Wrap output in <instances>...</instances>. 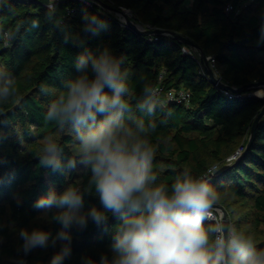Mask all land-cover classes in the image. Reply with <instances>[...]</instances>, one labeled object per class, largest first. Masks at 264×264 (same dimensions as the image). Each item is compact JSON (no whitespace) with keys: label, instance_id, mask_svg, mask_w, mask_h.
<instances>
[{"label":"trees","instance_id":"16d2710c","mask_svg":"<svg viewBox=\"0 0 264 264\" xmlns=\"http://www.w3.org/2000/svg\"><path fill=\"white\" fill-rule=\"evenodd\" d=\"M99 1L101 5L93 8L75 1L57 2L56 18L49 21L41 0H0V32H18L10 43L0 36V67L12 73L19 89L17 97L0 104V264H49L60 250L61 242L27 255L20 250L21 229L39 228L53 236L60 230L51 220L57 210L45 216V210L33 207L37 199L50 189L59 193L69 185L83 188L90 176V170L79 163L64 172L40 164L36 154L45 136L56 139L65 164L76 157L78 147L73 134L45 124L44 116L63 82L77 75V57L85 51L99 54L105 47L122 59V68L129 73L133 96L128 100L134 109L143 97L144 83L162 89L158 96L162 106L151 117L156 131L149 136L156 149L153 170L158 182L170 184L185 168L202 175L217 166L211 183L221 194L219 206L238 230L253 235L257 247L264 248V117L247 149L264 99L255 96L254 89L229 98L202 73L204 55L205 60L215 59L222 82L235 89L264 82V0H194L191 9L185 6L187 0ZM104 4L130 11L144 30L174 32L201 50L171 35H138ZM85 12L95 14L106 27L96 35L84 31ZM34 21L38 28L31 26ZM41 84L49 87V95L41 93ZM172 90L190 94L189 101H168L166 93ZM132 115L144 114L134 110ZM92 206L101 209L94 191L84 194L81 211L86 213ZM107 215L103 226L89 219L86 229H70L71 256L64 264H82V257L98 262L101 254L112 258L110 245L119 220Z\"/></svg>","mask_w":264,"mask_h":264},{"label":"clouds","instance_id":"9594fccd","mask_svg":"<svg viewBox=\"0 0 264 264\" xmlns=\"http://www.w3.org/2000/svg\"><path fill=\"white\" fill-rule=\"evenodd\" d=\"M47 8V19L54 21L55 0H49ZM82 19L84 31L93 35L106 27L95 14L85 12ZM31 26L38 28L39 22ZM17 35L11 30L0 32L9 43ZM122 63L107 47L99 54L82 52L75 63L77 75L66 79L49 103L45 124L73 134L79 159L70 157L65 164L63 149L49 135L36 154L40 164L64 172L79 163L90 170V176L83 188L69 185L59 193L50 189L37 199L33 207L45 210V216L49 210H57L51 220L60 230L53 236L39 228L21 229L20 250L27 255L35 248L55 247L61 242L49 264H64L71 256L70 229H86L89 219L103 226L111 213L119 220L110 245L112 258L101 254L97 262L82 257V264H264V248L257 247L253 235L225 222L219 207L221 194L211 183V171L194 175L185 168L170 184L158 182L153 170L156 149L149 136L156 131L151 117L162 102L154 86L144 83L143 97L134 109L128 100L133 96L129 73ZM40 91L50 94L45 84L40 85ZM18 93L16 78L0 67V104ZM134 110L144 115L136 118ZM93 191L101 209L92 206L84 213V194Z\"/></svg>","mask_w":264,"mask_h":264},{"label":"water","instance_id":"95a60500","mask_svg":"<svg viewBox=\"0 0 264 264\" xmlns=\"http://www.w3.org/2000/svg\"><path fill=\"white\" fill-rule=\"evenodd\" d=\"M24 1H31V0H24ZM103 6H105L107 9H109L113 13L123 16L125 18L127 27L130 28L134 33H136L138 35H142V36L171 35V36H174V38L176 40L181 41L182 43H184V44H186V45H188L190 47L197 48V49L201 50L191 40H189L187 38H184L183 36H181L179 34H176L174 32L165 31V30H160V29H156V30H144V29L141 28L140 25L134 23V21H132L126 15V13L123 10H119V9H116V8H112V7H110L109 5H106V4H104ZM202 59H203L202 60V63H205V66H206L205 71H206V73H207V75L209 77V81L213 85L218 86L220 89H222L224 91H232L234 93H242V92H246V91L251 90V89H254L256 91L259 90V89H264V82L252 83V84H249V85L245 86L244 88L235 89V88H233V87H231V86L223 83L221 79L216 78L215 75H214V73H213V71H212V69L210 68V66L206 62L204 55H202ZM263 117H264V108H263L262 112L258 115V117L254 121V124H253V127H252V134H251V138H250L249 144L247 146V149L252 144V142L254 140L256 128L259 125V122L261 121V119ZM212 174H213V177L216 175L214 173H212ZM220 208L222 209V211L224 213V220H225V222L229 224V217H228L227 212L222 207H220Z\"/></svg>","mask_w":264,"mask_h":264},{"label":"built area","instance_id":"2783aa9c","mask_svg":"<svg viewBox=\"0 0 264 264\" xmlns=\"http://www.w3.org/2000/svg\"><path fill=\"white\" fill-rule=\"evenodd\" d=\"M61 1H75V2H80V3H84L86 6H88L89 8H93L94 5H97V6H100L101 3L99 0H55V3L57 2H61ZM49 2V1H48ZM48 2H45V6L47 7V4ZM232 10V6L229 5L227 7V12L229 13L230 11ZM126 15L132 20V13L130 11H127V10H123ZM118 19L120 21V23L122 25H126V21H125V18L121 15H118ZM133 21V20H132ZM142 29H144L142 26H141ZM183 52L185 54H188L190 55L191 57L195 58V54L194 52H191L190 50H188L187 48H183ZM206 62L208 63V65L210 66V68L212 69L214 75L216 78L218 79H221L220 77V73L218 71V69L216 68V61L213 57H207L206 58ZM204 70V69H203ZM202 73H204L207 77V73L206 71H203ZM224 91V90H223ZM157 92H158V96L161 94L162 92V89H157ZM225 95L228 96L229 98H233V97H239V96H242V95H237L236 93L232 92V91H224ZM254 95L256 96V94L254 93ZM166 98L168 101L170 102H174V103H186L189 101V98H190V94L186 93L185 91H177V90H172V91H169L168 93H166ZM261 98V97H260ZM239 152L232 156L231 158L228 159V162H232L234 161L237 156H238ZM218 169L217 166H214L210 171L212 173H215V171ZM229 224L233 225L232 224V221L230 220L229 218Z\"/></svg>","mask_w":264,"mask_h":264},{"label":"rangeland","instance_id":"374dc122","mask_svg":"<svg viewBox=\"0 0 264 264\" xmlns=\"http://www.w3.org/2000/svg\"><path fill=\"white\" fill-rule=\"evenodd\" d=\"M42 2H48L49 0H41ZM194 0H187L185 6L189 9L192 8ZM135 23V22H134ZM139 25V24H138ZM256 96L264 99V89H259L255 92Z\"/></svg>","mask_w":264,"mask_h":264}]
</instances>
